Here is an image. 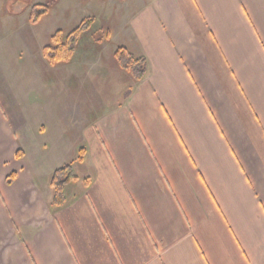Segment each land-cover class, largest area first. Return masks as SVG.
Returning <instances> with one entry per match:
<instances>
[{"label": "crops", "instance_id": "crops-1", "mask_svg": "<svg viewBox=\"0 0 264 264\" xmlns=\"http://www.w3.org/2000/svg\"><path fill=\"white\" fill-rule=\"evenodd\" d=\"M123 25L146 73L115 62L126 81L101 83L125 99L85 139L0 104V264H264V0H151Z\"/></svg>", "mask_w": 264, "mask_h": 264}, {"label": "rangeland", "instance_id": "rangeland-1", "mask_svg": "<svg viewBox=\"0 0 264 264\" xmlns=\"http://www.w3.org/2000/svg\"><path fill=\"white\" fill-rule=\"evenodd\" d=\"M149 1L0 0V104L14 127L15 117L26 120L27 127L50 122L47 116L57 115L61 127L84 139L99 128L94 118L125 99L106 93L101 79L106 80L111 67L119 82L128 75L116 68V47L108 25L124 26ZM32 12L37 14L34 22ZM84 19L92 24L71 60L49 63L42 49L54 33L64 38ZM119 33L125 37L124 29ZM73 187L76 192V184Z\"/></svg>", "mask_w": 264, "mask_h": 264}, {"label": "trees", "instance_id": "trees-1", "mask_svg": "<svg viewBox=\"0 0 264 264\" xmlns=\"http://www.w3.org/2000/svg\"><path fill=\"white\" fill-rule=\"evenodd\" d=\"M31 14V20L34 22L37 20V14ZM92 21L90 19H84L81 23L73 28L64 38H61L59 32H55L51 37L50 44L43 47V54L51 64L66 63L71 60L78 48V43L82 35L88 32ZM113 58L117 66L126 71L131 79L132 83L139 82L146 73L147 61L144 56H135L133 53L128 51L124 46H116ZM85 155L84 147L78 149L76 160L81 161ZM16 157L21 158L22 154L18 150ZM77 177L74 175L72 170V162L66 163L63 166L54 170L50 184L53 188V198L50 206L59 208L66 203L64 196V187L70 181L76 180ZM7 183L11 184L15 180V173H10L7 176ZM86 185L89 183L87 178H84Z\"/></svg>", "mask_w": 264, "mask_h": 264}]
</instances>
